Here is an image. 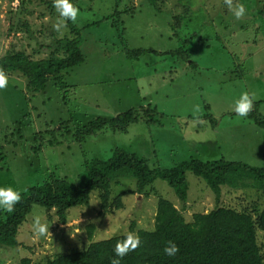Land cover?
Returning <instances> with one entry per match:
<instances>
[{"label": "rangeland", "instance_id": "rangeland-1", "mask_svg": "<svg viewBox=\"0 0 264 264\" xmlns=\"http://www.w3.org/2000/svg\"><path fill=\"white\" fill-rule=\"evenodd\" d=\"M155 1L160 13L150 8L149 0H124L121 7L133 6L136 13L133 18L124 17L122 28H116L112 16L119 0H73L79 8L74 24L81 28L85 62L65 76L63 83L69 86L66 104L52 82L31 97L24 80L8 78L7 86L0 89V188L11 186L21 193L53 175L76 182L86 159L108 160L117 148L136 153L152 169H170L191 158L225 159L264 168V126H257L251 113L240 117L233 110L241 93L248 91L256 94L254 116L264 118V34L258 41L260 30L264 32V0H234L246 8L240 20L224 0H192L190 9L182 0ZM50 3L53 0H0V58L10 51L47 58L55 52V48L47 49L55 40L74 37L68 25L60 32L53 29L59 14L50 9ZM173 20L180 25L177 33ZM192 34L204 35L206 40L187 47L192 58L185 63L171 54L182 49L181 40ZM138 49L146 51L139 57L127 56V51ZM192 60L198 65L192 67ZM148 103L165 116L132 124L127 133L105 130L82 143L58 137L60 145L48 144L49 131L56 129L62 135L58 131L62 120L83 126ZM38 145L42 151L37 153ZM186 177L189 190L184 217L190 222L193 214L208 213L216 203L202 178L192 173ZM119 181L120 185L112 184L111 202L121 192L136 190L135 179ZM260 196L252 188L239 192L225 188L222 202L229 208L251 211L256 202L262 213ZM158 198L181 208L174 190L160 179L142 195L123 196L124 207L104 217L97 193L91 195L89 206L71 208L66 224L55 210L36 205L18 229L19 245L0 246V264H20L25 258L32 264H46L58 255L82 251L90 244V226H95L94 242L153 230ZM41 209L50 226L51 235L46 237L32 230L33 213ZM259 242L264 244L262 231Z\"/></svg>", "mask_w": 264, "mask_h": 264}, {"label": "trees", "instance_id": "trees-1", "mask_svg": "<svg viewBox=\"0 0 264 264\" xmlns=\"http://www.w3.org/2000/svg\"><path fill=\"white\" fill-rule=\"evenodd\" d=\"M123 2L124 0H119L116 3V12L112 16L113 27L122 28V19L133 18L136 13L133 6H126V9H123L121 7ZM149 2L150 8L160 13L158 8L156 9V1L149 0ZM70 3L75 6L73 0H70ZM181 3L188 9L192 8V0H187L186 3L182 0ZM50 9L55 10L53 3H50ZM261 12L264 14V8ZM171 23L177 33L180 25L176 24L175 20ZM67 25L74 37L55 40L54 44L47 48L50 50L55 48V52L47 58L33 59L24 51H10L0 58V68H3L7 77L24 80L31 97L44 92L52 82L62 92L65 104L66 100L69 101V86L63 83L65 76L85 62V54L82 50L81 28L71 20L67 21ZM123 34L124 30H122ZM263 34V30H260L259 42ZM204 35L192 34L189 38L185 37L181 40L182 49L180 47L174 50L171 55L181 58L185 63L188 62L192 55L190 48L187 47L193 41L205 42ZM145 51L142 49L127 51V56L139 57ZM189 64L192 67L198 65L193 60ZM254 112H251L250 116L255 117L257 126H264V118L259 115L254 116ZM163 116L165 114L156 106L148 103L147 106L129 109L116 118L99 117L83 126L72 124L71 119L62 120L58 130L62 135H57L56 129L49 131L52 135L48 144L60 145L58 137L63 140L70 137L73 142L82 143L105 130L127 133L132 124L150 123L153 118ZM41 145L43 146V142ZM41 145L35 147L37 153L42 151ZM187 173H192L206 182L214 193L216 203V208L208 213L193 214L190 222L184 217V212L188 210ZM78 175L76 182L53 175L41 185L30 186L26 191L21 192L22 199L16 204L14 212L0 211V246L15 248L19 245L18 229L25 223L27 216L36 205L48 211L55 210L60 221L66 224L68 211L74 207L89 206L91 195L97 193L102 208L100 216L104 217L124 207L123 196L132 193L142 195L160 179L167 182L174 190L182 205L178 208L171 201L158 198L154 229L137 231L141 240L137 249L123 258L116 257L115 245L127 234L94 242L95 226H90V244L86 249L58 255L46 264H110L113 258L120 259L121 264H264L262 253L264 244L259 242V231L264 232V208L261 213L260 204L255 202L254 206L251 205L252 211L247 208L237 210L223 205L222 202L225 188L238 192L252 188L261 195L258 201L264 200V168L225 159L202 161L191 158L170 169H152L147 161L136 153L117 148L108 160L86 159ZM126 178L136 180V190L121 192L111 202L112 184L120 185L119 180ZM170 240L180 248L174 257L164 253V248ZM20 264H32V262L25 258Z\"/></svg>", "mask_w": 264, "mask_h": 264}, {"label": "clouds", "instance_id": "clouds-1", "mask_svg": "<svg viewBox=\"0 0 264 264\" xmlns=\"http://www.w3.org/2000/svg\"><path fill=\"white\" fill-rule=\"evenodd\" d=\"M228 10L234 15L237 20H240L246 14V8L243 4L234 2V0H224ZM53 7L59 14V18L56 23L53 24V29L56 32H60L62 28L67 26V21L71 20L76 22L79 15V8L70 3V0H53ZM8 77L0 68V89L7 86ZM142 94H145L142 92ZM256 100V94L244 91L241 93L240 98L235 102L234 112L240 117H247L254 108V101ZM195 113L199 112V106L194 109ZM195 120H199L198 115H194ZM22 199L21 193L18 190L13 189L11 186L6 188H0V209L8 213L15 211V206ZM32 230L38 237H46L51 235L49 231V224L44 218L43 210H37L33 213ZM141 244L140 237L137 233L129 232L125 238L118 241L115 245L114 252L116 257L123 258L129 252L137 249ZM180 251L179 246L173 241H168L164 248V253L169 257H174ZM110 264H121L120 259L113 258Z\"/></svg>", "mask_w": 264, "mask_h": 264}]
</instances>
